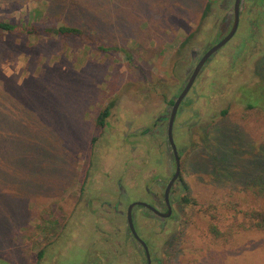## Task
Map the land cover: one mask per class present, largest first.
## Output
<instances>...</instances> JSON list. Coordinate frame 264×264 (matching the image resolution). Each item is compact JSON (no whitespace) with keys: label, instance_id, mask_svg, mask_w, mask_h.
Segmentation results:
<instances>
[{"label":"rangeland","instance_id":"rangeland-1","mask_svg":"<svg viewBox=\"0 0 264 264\" xmlns=\"http://www.w3.org/2000/svg\"><path fill=\"white\" fill-rule=\"evenodd\" d=\"M233 3L0 0L1 21L37 30H0V264H147L126 217L101 204L126 212L150 200L146 186L161 196L173 165L166 125L143 129L229 31ZM62 25L82 34L44 32ZM235 38L205 64L176 124L189 186L176 189V219L136 209L153 264H264V231L241 227L264 207V107L247 102L264 86V3L245 1Z\"/></svg>","mask_w":264,"mask_h":264},{"label":"flooded vegetation","instance_id":"flooded-vegetation-1","mask_svg":"<svg viewBox=\"0 0 264 264\" xmlns=\"http://www.w3.org/2000/svg\"><path fill=\"white\" fill-rule=\"evenodd\" d=\"M245 1L246 0H241L240 1V15H239V25H238V28L235 32V34L231 37V39L225 43L221 48H223L224 46H226L227 44H229L231 41L234 40L236 34L239 32L240 30V27H241V17H242V13H243V10H244V4H245ZM257 3L260 4V6L262 5V3H264L263 1L264 0H255ZM235 4H236V0H234V3H233V7L231 9L228 10L227 12V15H226V18H225V25L227 28H229V31L226 32L224 34V36L219 40L217 41L216 43L214 42L212 46H214L215 44H217L218 42H220L222 39H224L232 30L233 28V25H234V22H235ZM259 22V20H258ZM256 26V25H255ZM257 27V26H256ZM257 32L259 33V27L256 28V30L253 32L251 31L249 36L247 38H245L243 40V43H247V42H252L254 41V37L256 36ZM261 36V35H259ZM241 37V33L238 35V37H236L235 39L237 38H240ZM211 46V47H212ZM210 47V48H211ZM209 48V49H210ZM220 48V49H221ZM207 49V51L209 50ZM219 49V50H220ZM219 50L212 54L210 59H208V61L206 63H209L210 60H212V56H214L215 54H217L219 52ZM206 51V52H207ZM205 52V53H206ZM204 53V54H205ZM204 54L201 56V58L204 56ZM195 57L198 55L197 53L196 54H193ZM201 58L199 59V61L201 60ZM198 61V63H199ZM197 63V64H198ZM205 63V64H206ZM196 64V65H197ZM205 64L202 68V70L205 68ZM196 67V66H195ZM195 69V68H194ZM201 70V71H202ZM194 71V70H193ZM192 71V73H193ZM201 71L199 72L198 76L196 77L195 79V82L194 84L192 85V87L190 88V90L188 91V93L185 95V97L183 98V100L181 101L179 107H178V110H177V113H176V116H175V119H174V124H173V138H174V143L176 145V149L173 148V145L172 143L170 142L169 140V122H170V117H171V109L173 108L176 100L178 99V97L181 95L182 91L184 90V87L185 85L180 89L179 93H177L173 99H171L170 101V105L169 107L167 108L166 112L159 116L158 118L155 119V121L153 122L151 128L150 127H146L145 129H143V134L144 135H148L151 133V129H157L159 126H163L164 124L166 125V144H167V149L169 151V155L171 156V161H172V174L169 178H167L166 180H164L163 182L160 181L161 183V196H159L157 193H155L150 186H146L145 187V192L148 194L149 199H147L146 197H144L142 200H131L128 204H127V208H126V212L124 210H122L120 207L122 205V203H120V201H117L116 204H113L109 201L107 202H103L101 204V206H104V205H108L111 207V212H113L114 214H121L122 216H125L126 217V225H127V230H128V233H129V236L131 237V240L134 243H136V245L145 253V261L146 263L148 264V256L146 254V250L143 246V244L135 237V235L133 234L132 230L130 229V226L128 224V209H129V206L132 204V203H135V202H144V203H147L151 206H153L156 210H158L160 213L162 214H167L169 212V205H168V202H167V198H166V192H167V189L171 183V181L173 180L175 174H176V171H177V167H178V164H177V159H179V162H180V165H179V168H180V173H179V176L177 177V179L173 182V184L171 185L170 187V190H169V203H170V206H171V214L168 215V216H162V215H159L158 213H156L155 211H153L152 209H150L148 206H145V205H141V204H136L133 209H132V215H133V223H134V226H135V229H136V232L138 234V236L147 244V247L149 249V252H150V258H151V263L153 264L154 263V260H153V255H152V246H151V243L149 240L145 239L144 238V235L141 236L139 234V231H140V228H139V225L137 223V216H136V209L137 208H143L147 211V215L150 219L156 221V222H161L163 225H165L166 223H168L169 220L171 219H176V210H175V201H176V198H175V192H176V189L179 185L183 186L185 190H188L189 189V186L187 184L184 183V180H183V175H182V156H183V149H181L179 147V143L177 142V140L175 139V130H176V124H177V121L179 120V117L181 115V112H182V108L183 106L186 104V102L188 101V97H189V94H190V91L192 90L193 86L195 85L196 83V80L198 79ZM191 73V75H192ZM190 75V77H191ZM189 77V78H190ZM188 78V79H189ZM188 81V80H187ZM187 83V82H186ZM110 115V113H109ZM108 115V116H109ZM139 129V131H142L141 129L142 128H137L135 129L133 132H137ZM132 132V133H133ZM131 133V134H132ZM127 134V133H126ZM125 134V135H126ZM134 134V133H133ZM112 186V185H111ZM120 190L124 192L125 194V190L123 187L120 186ZM111 191L114 193V186L111 187ZM184 197H187V196H184ZM184 197H183V201L184 200ZM89 203V202H88ZM140 233H142L140 231ZM151 247V248H150ZM114 249V247H113ZM114 251V250H113ZM40 260V259H39ZM90 260V261H89ZM89 261V262H88ZM82 264H101L100 261H96L95 258L93 259H90L88 258L84 263ZM106 264H114V257L113 255L111 256V260L108 261Z\"/></svg>","mask_w":264,"mask_h":264},{"label":"trees","instance_id":"trees-1","mask_svg":"<svg viewBox=\"0 0 264 264\" xmlns=\"http://www.w3.org/2000/svg\"><path fill=\"white\" fill-rule=\"evenodd\" d=\"M0 30L10 31V32L20 31L26 34H33L37 31L35 27L28 28L26 26H19L11 22L1 21V20H0ZM44 32H46V34L56 35L60 37H69V36L82 34V30L80 28L74 26H66V25H62L60 27L49 26L45 28ZM247 102H248V108H255L257 106L264 107V86L262 87V91L260 97L258 98V101L252 102L251 100L248 99ZM109 113H110V107L108 106L101 112L98 118L99 125H104L105 118L109 115ZM184 200L187 202L191 201L189 197H184ZM245 214H246L245 222L244 224L243 223L241 224V227L243 229L246 230L257 229L264 231V207L259 209L248 210ZM208 228L210 233L216 235L217 237L221 236V231L219 230L215 222H211ZM231 229L232 231L230 233L232 234L233 227H231L230 230ZM40 256H42V252L40 253Z\"/></svg>","mask_w":264,"mask_h":264},{"label":"water","instance_id":"water-1","mask_svg":"<svg viewBox=\"0 0 264 264\" xmlns=\"http://www.w3.org/2000/svg\"><path fill=\"white\" fill-rule=\"evenodd\" d=\"M240 1L241 0H236V4H235V22H234V25H233V28H232L231 32L224 39H222L220 42H218L217 44H215L214 46H212L204 54V56L201 58V60L199 61V63L196 65V67H195V69H194L191 77L188 79V81H187V83H186V85L184 87V90L182 91L181 95L178 97V99L176 100L173 108L170 110L171 111V117H170V122H169V140L172 143L174 149H176V145L174 143V138H173V124H174V119H175V116H176L178 107H179L181 101L183 100V98L185 97V95L188 93V91L190 90V88L194 84L195 79L198 76L199 72L202 70L204 64L208 61V59H210L211 55L214 54V53H216L235 34V32H236V30L238 28V25H239ZM193 54H196V52H194ZM177 164H178V167H177L176 174H175L173 180L171 181V183H170V185H169V187L167 189V192H166V198H167V202H168V205H169V212L167 214L160 213L153 206H151V205H149L147 203H144V202H135V203H132L129 206V209H128V224H129L130 229L132 230L133 234L135 235V237L143 244V246H144V248L146 250V254L148 256V264H152L151 263V258H150V252H149V249L147 247V244L138 236V234L136 232V229H135V226H134V223H133L132 209H133V207L136 204H141V205L148 206L150 209H152L153 211H155L159 215H162V216H168V215H170L172 209H171V206H170V203H169V190H170L171 185L177 179V177L179 176V173H180V168H179L180 162H179V159H177Z\"/></svg>","mask_w":264,"mask_h":264}]
</instances>
